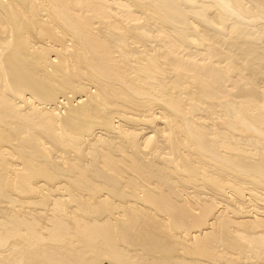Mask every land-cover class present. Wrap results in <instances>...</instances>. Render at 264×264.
<instances>
[{
    "label": "bare ground",
    "instance_id": "6f19581e",
    "mask_svg": "<svg viewBox=\"0 0 264 264\" xmlns=\"http://www.w3.org/2000/svg\"><path fill=\"white\" fill-rule=\"evenodd\" d=\"M0 264H264V0H0Z\"/></svg>",
    "mask_w": 264,
    "mask_h": 264
},
{
    "label": "rangeland",
    "instance_id": "374dc122",
    "mask_svg": "<svg viewBox=\"0 0 264 264\" xmlns=\"http://www.w3.org/2000/svg\"><path fill=\"white\" fill-rule=\"evenodd\" d=\"M261 88H263V87H261Z\"/></svg>",
    "mask_w": 264,
    "mask_h": 264
}]
</instances>
